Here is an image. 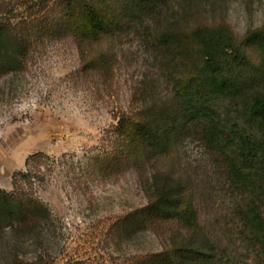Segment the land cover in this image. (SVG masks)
<instances>
[{
  "label": "rangeland",
  "instance_id": "1",
  "mask_svg": "<svg viewBox=\"0 0 264 264\" xmlns=\"http://www.w3.org/2000/svg\"><path fill=\"white\" fill-rule=\"evenodd\" d=\"M62 13L59 0H0V21L18 26ZM150 13L160 14L151 25H224L239 39L264 26V0H196L192 7L166 0ZM137 22L143 25L124 24L98 39L45 31L24 65L0 77V190L13 192L16 179L51 215L31 234L0 231V264H37L38 257L45 264H141L164 247L173 225L120 226L146 204L141 180L150 169L148 161L116 159L120 145L168 96L154 49L144 44L147 24ZM177 149L172 171L190 178L203 231L213 238V167L193 140L182 136Z\"/></svg>",
  "mask_w": 264,
  "mask_h": 264
},
{
  "label": "trees",
  "instance_id": "2",
  "mask_svg": "<svg viewBox=\"0 0 264 264\" xmlns=\"http://www.w3.org/2000/svg\"><path fill=\"white\" fill-rule=\"evenodd\" d=\"M165 1L59 0V17L19 26L0 21V77L24 65L45 31L98 39L121 33L124 24L146 22L144 44L154 49L152 60L168 96L147 109L120 145L116 159L150 164L141 180L146 204L120 226L137 231L173 225L164 247L141 264H264V26L239 39L224 25L183 28L174 19L151 25L160 16L151 10ZM182 136L201 146L215 173L213 238L203 231L190 178L172 171ZM13 183V192L0 190V231L41 230L50 210ZM15 260L10 264H22Z\"/></svg>",
  "mask_w": 264,
  "mask_h": 264
}]
</instances>
